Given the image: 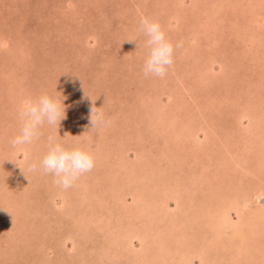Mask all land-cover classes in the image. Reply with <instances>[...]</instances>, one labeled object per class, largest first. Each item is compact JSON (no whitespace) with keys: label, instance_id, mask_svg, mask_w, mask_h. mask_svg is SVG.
Instances as JSON below:
<instances>
[{"label":"rangeland","instance_id":"obj_1","mask_svg":"<svg viewBox=\"0 0 264 264\" xmlns=\"http://www.w3.org/2000/svg\"><path fill=\"white\" fill-rule=\"evenodd\" d=\"M143 18L182 44L164 78ZM42 94L66 119L14 148ZM49 137L95 157L67 190L29 170ZM242 199L264 215V0H0V264H264Z\"/></svg>","mask_w":264,"mask_h":264},{"label":"clouds","instance_id":"obj_2","mask_svg":"<svg viewBox=\"0 0 264 264\" xmlns=\"http://www.w3.org/2000/svg\"><path fill=\"white\" fill-rule=\"evenodd\" d=\"M140 31L146 37L144 46L147 49L142 67L143 75L164 78L174 65L175 50L182 44L174 45L167 38L158 21L143 18ZM63 99L42 94L35 100L23 102L18 113L19 132L11 140V145L14 148L32 145L40 139L41 129L45 125L55 126L58 129L61 121L66 119V106L62 102ZM109 123L110 121L106 119L102 111L91 109V127H106ZM94 167L95 157L90 151L81 147H66L63 143L49 137L46 153L39 161L30 164L29 170H39L51 175L54 184L67 190Z\"/></svg>","mask_w":264,"mask_h":264},{"label":"bare ground","instance_id":"obj_3","mask_svg":"<svg viewBox=\"0 0 264 264\" xmlns=\"http://www.w3.org/2000/svg\"><path fill=\"white\" fill-rule=\"evenodd\" d=\"M198 81V80H197ZM148 111V110H147ZM146 116V115H145ZM145 118V117H144ZM156 125V124H155ZM157 126V125H156ZM149 128H151V127H149ZM42 154V153H41ZM203 154V153H202ZM40 156V155H39ZM26 163L27 164H29L27 161H26ZM17 165V164H16ZM4 167V166H3ZM26 170V169H25ZM21 176V175H20ZM29 179H31V178H29ZM21 189V188H20ZM22 190V189H21ZM30 191V190H29ZM28 191V192H29ZM259 197L260 196H258L257 195V197H254L256 200H258L259 199ZM6 199V198H5ZM92 201V200H91ZM210 201V200H209ZM31 203V202H30ZM212 203H213V201H212ZM216 206V205H215ZM242 206V207H241ZM240 207V210H241V212H243V211H246V210H249L250 211V207H249V203H247L246 202V200L245 199H242V205H241ZM23 210V209H22ZM223 210V209H222ZM248 211V212H249ZM207 214V213H206ZM16 217V216H15ZM255 218H259V219H261L262 220V224H264V215L262 216V217H257V213L255 214L253 211H250L249 212V214L248 215H246L245 216V218H241V219H243V220H241V221H239V224H236V226L237 227H239L240 226V228L239 229H235V232H239V234H240V232H241V234L243 233V228H246L245 226H247V229H248V226H251V227H257V219L255 220ZM225 223H228V221H227V217H226V214H225V212H224V214L221 216V218H218L217 219V224L215 223V226H213V228H212V230L214 231V235H215V233L216 234H218V231L220 230V227H222ZM226 225H228V224H226ZM8 227V226H7ZM263 227H264V225H263ZM228 229H229V227H228ZM238 230V231H237ZM15 231V230H14ZM133 232V231H132ZM212 232V231H211ZM259 234V233H258ZM232 236V235H231ZM233 237V236H232ZM152 239V238H151ZM213 239V238H212ZM148 241H150V240H148ZM225 242V241H224ZM145 243H147V241H145ZM154 243H156V242H154ZM149 244V243H148ZM151 245V244H150ZM218 246V245H217ZM232 247V246H231ZM243 249V248H242ZM144 250V249H143ZM239 250V249H238ZM243 251V250H242ZM244 252V251H243ZM239 253V252H238ZM158 254V253H157ZM169 254H167V256H168ZM241 255V254H240ZM232 256V255H231ZM213 257V256H212ZM181 259V258H180ZM249 259V258H248ZM155 260H156V258H155ZM182 260V259H181ZM213 260V259H212ZM247 260V259H246ZM148 261V260H147ZM240 261V260H239ZM238 261V263H237V261H235V257H230L229 258V260H228V262L230 263V264H234V263H237V264H239L240 262ZM251 262V261H250ZM156 263V262H155ZM216 263V262H215ZM247 263H249V261L247 262ZM246 263V264H247ZM252 263V262H251ZM178 264H180V263H178ZM254 264V263H253Z\"/></svg>","mask_w":264,"mask_h":264}]
</instances>
